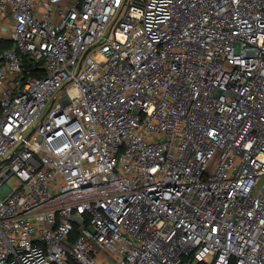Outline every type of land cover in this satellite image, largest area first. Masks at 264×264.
<instances>
[{
    "label": "built area",
    "instance_id": "1",
    "mask_svg": "<svg viewBox=\"0 0 264 264\" xmlns=\"http://www.w3.org/2000/svg\"><path fill=\"white\" fill-rule=\"evenodd\" d=\"M199 263L264 264V0H0V264Z\"/></svg>",
    "mask_w": 264,
    "mask_h": 264
},
{
    "label": "trees",
    "instance_id": "2",
    "mask_svg": "<svg viewBox=\"0 0 264 264\" xmlns=\"http://www.w3.org/2000/svg\"><path fill=\"white\" fill-rule=\"evenodd\" d=\"M6 47H10L11 46V42H6L5 44ZM21 59H22V64L25 68H28L31 66V63H32V60L29 59L28 56H21ZM199 264H205V263H199Z\"/></svg>",
    "mask_w": 264,
    "mask_h": 264
},
{
    "label": "rangeland",
    "instance_id": "3",
    "mask_svg": "<svg viewBox=\"0 0 264 264\" xmlns=\"http://www.w3.org/2000/svg\"><path fill=\"white\" fill-rule=\"evenodd\" d=\"M49 104H50V101L48 102V106H49ZM47 106V107H48ZM8 184L11 186V187H14V178L13 177H11L9 180H8Z\"/></svg>",
    "mask_w": 264,
    "mask_h": 264
}]
</instances>
